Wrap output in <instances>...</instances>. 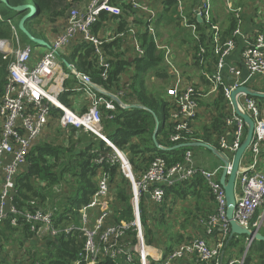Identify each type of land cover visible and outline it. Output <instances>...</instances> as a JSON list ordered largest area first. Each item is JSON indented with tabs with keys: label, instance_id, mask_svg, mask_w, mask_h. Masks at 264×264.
<instances>
[{
	"label": "built area",
	"instance_id": "2783aa9c",
	"mask_svg": "<svg viewBox=\"0 0 264 264\" xmlns=\"http://www.w3.org/2000/svg\"><path fill=\"white\" fill-rule=\"evenodd\" d=\"M176 1L182 24L191 29L195 39L200 42L197 25L191 23L188 18L185 1ZM164 10V0L78 2L68 12L64 29L48 41L50 46L46 47L43 53H39V45H23L16 26L10 22L14 30L13 38H0V52L5 58H12L7 81L0 94V225L9 219L10 223L17 227L20 220L24 219L29 223L33 236L38 239H45L46 236L56 237L75 230L82 231L86 237L84 246L72 264H97L103 256L119 264H129L134 262L135 255L140 264H188L190 260L195 261L191 264H245L244 259L225 262L224 252L231 225L226 215L225 192L220 183L224 164L214 170L198 168L193 163L190 148L185 153L183 163L168 167L162 157H156L142 175L135 176L128 154L117 148L103 133L102 108L116 110L115 99L111 98L110 94L119 98L121 92L125 91L110 92L94 83L88 74L80 72L72 62L60 57L73 41L76 42L74 45L83 41L92 43L97 64L104 69L102 75L107 78L112 59L104 52V43L120 41L119 54L122 60L131 61L144 57L145 49L140 36L146 33L155 42L157 52H163L166 72L172 77V84L166 89V93L174 107L172 117L179 131L172 135L171 139L177 143L182 139L180 132L190 130V123L201 106L199 100L205 94L195 86L194 81L185 78L176 65L174 50L165 40L160 39L162 31L157 22ZM192 12L197 20L200 18L201 22L211 24L214 31L212 45L218 58L214 72H204V75L213 83L211 92H217L221 88L229 103L230 115L225 119L226 129L220 136L219 150L230 160V170L234 155L247 132L244 119L233 107L231 93L239 86L260 90L257 87L264 81V31H258L253 36L244 35L241 30L242 18L237 14L238 22L232 37L222 42L220 27L213 20L211 0L198 1ZM103 14H106V20H102ZM113 20L117 22V28L111 30L109 25ZM98 24L99 27L95 31L94 27ZM240 37L244 40L241 64H228V59L237 46L236 39ZM205 53L206 47L200 44L199 55ZM201 62L204 63L205 59L202 58ZM68 81L71 82V87H67ZM129 84L130 82H127V90ZM68 91L79 93L81 97L89 100L88 109L78 110L65 104L60 96ZM238 101L240 107L253 118L255 130L252 143L243 156L236 181L234 219L243 227L261 232L264 228V107L256 98L244 93L239 94ZM126 105L128 103L119 104L122 108H126ZM54 108L61 110L56 120L62 131L67 133L70 128L89 131L114 148L113 158L119 161L123 175L132 184L135 215L133 222L105 225L109 216L107 208L110 201L108 173L100 176L98 189L91 201L79 210V226L72 224L62 227V224H57L56 207H41L32 201L30 206L19 208L13 203L18 192L19 173L26 167L32 147L54 118ZM195 174L204 176L216 196L215 213L205 222L206 232L211 235L208 238L195 235L177 244L168 253L147 245L140 219L142 195H148L153 202L161 203L165 187L187 180ZM97 207L99 214L95 218L94 228H89V211ZM131 227L137 228L138 242L129 248L124 238L126 231ZM215 230H219L222 235L213 236ZM247 239L249 247L256 241L254 238ZM149 248L153 249L154 253H150ZM133 251L137 254L133 255Z\"/></svg>",
	"mask_w": 264,
	"mask_h": 264
},
{
	"label": "trees",
	"instance_id": "16d2710c",
	"mask_svg": "<svg viewBox=\"0 0 264 264\" xmlns=\"http://www.w3.org/2000/svg\"><path fill=\"white\" fill-rule=\"evenodd\" d=\"M8 1L11 6L25 3L37 4L38 13L26 21V27L34 36L44 38L38 31L39 24L44 20L55 23L58 18L66 16L73 5L87 0ZM198 1L185 0V7L191 23L197 25V33L201 37L200 42L195 39L193 33L192 40L177 36L178 33L174 36L179 39L180 45L193 42V60L188 63L184 61L185 63L182 64V67H186V79L190 81L191 78H194L196 81L194 73L200 70L203 74L197 78V81H200L204 86L202 88H211L213 83L205 77L204 72L210 74L214 72L218 57L213 51L212 36L214 31L211 24L198 21L192 12ZM164 4L165 10L161 13L157 26L163 29L164 26L172 22L177 27L180 26L182 23L179 20L177 1L164 0ZM24 14L25 12H17L0 1V38H13L14 30L11 24L13 23L21 43L23 45L32 44L18 27V22ZM106 18V14H103L102 20H106ZM237 21V18H231L229 28L221 32L222 42L232 37ZM98 27L99 24L94 27V30L97 31ZM140 38L145 55L131 61L122 60L119 54L120 41L104 43V52L112 59L107 78L102 75L104 69L97 64L95 48L92 43L80 42L73 47L69 54L60 55L66 61L72 62L80 72L88 74L92 81L99 86L112 93L124 90L125 92H121L119 96L123 103L144 107L122 108L115 101L116 110L102 108L103 133L117 148L128 154L137 177L150 167L156 157H162L168 167L176 163H183L185 153L191 147L172 149L177 144L204 141L220 149L219 139L226 129L225 119L230 115L229 103L220 88L214 99L216 113L210 117V120H207L208 123L201 125L200 122L204 119L202 114L205 113V110L200 108L190 123V130L181 131V141L174 143L171 136L179 131L176 129L177 123L173 121L174 107L166 90L150 89L146 84L147 77L150 79L154 77L156 80L166 79L168 73L163 62L164 54L157 52L155 42L146 33H142ZM200 44L206 47L205 54L199 55ZM202 58L205 59L204 63L201 62ZM11 59L5 58L0 52V94L7 81ZM192 67L196 70L187 73ZM127 82H130L129 90L126 89ZM196 84L198 83L196 82ZM67 87H71L70 81H68ZM198 88L203 90L201 87ZM257 88L264 89L262 86ZM74 93L68 91L60 96L61 100L72 108L73 103L69 97ZM203 98L199 100L200 105L203 104ZM256 100L260 103L264 102V98H256ZM60 114L61 110L54 108L52 120H56ZM155 117L159 119L157 141L167 148L165 150L156 147L153 140V133L157 126ZM67 133L64 134L65 138L62 144L44 140L32 147L28 155V163L17 178L18 192L13 203L19 208L30 206L32 201L41 207H56L57 224H62V227L72 224L79 226V210L91 201L98 189L100 176L103 173H108L110 177L109 197L112 200L109 201L111 204L110 213L105 220V225L133 222L135 215L132 205V184L123 175L119 161L113 158L114 148L89 131L70 128ZM216 208V196L208 181L201 174H195L187 180L165 187V195L161 203L153 202L148 195L144 194L140 201V219L145 241L148 245L159 246L164 253H168L177 244L198 235L196 234L197 228L200 227L202 221L208 220L209 215L215 213ZM177 210L179 212L183 210L185 213H182L183 216L177 214L176 223L180 225L181 229L175 231L174 227L170 225L172 223L169 221L168 213ZM94 211L98 213L99 208H95ZM158 227H164L163 238L158 235ZM188 231L190 232L188 233ZM137 233L136 227H131L126 231L124 240L129 248L138 242ZM85 239L86 237L80 230L56 237L46 236L45 239H38L33 236L29 223L24 219L20 220V225L17 227L13 226L9 219H6L0 225V264H72L82 251ZM227 241L226 251L227 248L236 247L240 243L237 236L230 239L228 237ZM8 244L12 246L11 253L9 250L6 251ZM131 253L137 254L134 251ZM97 264L119 263L103 256ZM121 264L126 263L122 262ZM129 264H140V261L135 255L134 262ZM245 264H264V242L254 241L248 251Z\"/></svg>",
	"mask_w": 264,
	"mask_h": 264
},
{
	"label": "rangeland",
	"instance_id": "374dc122",
	"mask_svg": "<svg viewBox=\"0 0 264 264\" xmlns=\"http://www.w3.org/2000/svg\"><path fill=\"white\" fill-rule=\"evenodd\" d=\"M199 1H201V0H199ZM80 2H83V1H80ZM211 5H212V0H211ZM212 13H213V6H212ZM66 17H67V15L64 17L58 18L57 21L54 23L55 25L51 24L47 20H44L41 24H39L40 26L38 28V31L42 33L43 37L47 41H51L52 38L54 36H56L59 32L57 30V26H61V27L65 26ZM179 20H180V23H182L181 19H179ZM49 24H51V26ZM116 28H117V22L115 20H113L112 24L109 25V29L114 30ZM160 30L162 31L160 39H163V40H165V43L170 44V46L172 47V49L174 50V52L176 54V65L181 70V72L184 74V76L186 78V76H187V75H185L186 67H182V64L185 63L184 61H186L188 63V62H191L193 60V57H194V55H193L194 53H193V49H192V43L193 42L191 41L190 43L188 42V43H184L183 45H180L179 39H176V37L174 35H176V33H178L177 36H182V37L186 38L187 40H192L191 29L187 28L183 24H180V26L177 27L174 24V22H172V23H169L168 25L164 26L163 29L160 28ZM75 43L76 42L73 41V43L65 50L64 54L70 53V51H72L73 47L75 46L74 45ZM32 45L36 46L35 43H32ZM39 46H40V47H38L39 53H43L44 51H46V49H47L46 46H42V45H39ZM128 55H131V54H128ZM194 70H196V69L194 67H192V69H189L187 73L192 72ZM194 74L196 77V81L194 78H191V80L194 81L195 84H196V82L198 83V84H196L197 87H202L201 82L197 81V78L201 77L203 72L199 70V71H195ZM149 79H150L149 77L146 78V84H147L148 88H150V89L154 88V90L159 89V88H161V90L167 89V87L172 84V77L170 75L167 76V78H166L167 80L162 78L159 81H156L153 79H151L149 81ZM260 86H262V83ZM202 89H203L205 96L203 98V104H201L200 108L203 107V109L205 110V113L202 114L204 119H202V121L200 123H201V125H204V123L205 124L208 123L207 120H210V117L214 113H216L215 107H214V99L217 95L216 94L217 92L210 94V93H207V91L210 89L209 87L202 88ZM261 105L264 107V102L261 103ZM64 133H66V132L62 131V129H60V127L58 126V120H51V122L46 127L45 131L41 134L40 138L37 140V142L35 144L40 143L44 140L53 141V142H56L58 144H62L63 140L65 138ZM191 151L193 153V157H192L193 163L198 168H203L206 170H214V169L219 168L220 166L223 165V162L221 161V159L218 156H216L211 150H209L207 148L191 147ZM108 199L110 201L112 200L111 197H109ZM110 205L111 204L108 203L107 211L109 213H110V210H109ZM182 213H185V212H183V210L180 212H179V210H177L176 212L172 211V212L168 213V216L170 218L169 221H170V223H172L170 225H171V227H174L175 231H178L181 229L180 225L178 223H176L177 222L176 218H177V214H181V216H183L184 214H182ZM89 214H90V222H89L88 227L94 228V221H95L96 216L99 213H97V211H94V209H91L89 211ZM178 221H180V220L178 219ZM163 229H164V227H160V228L158 227V229H157L159 237L162 236V238H163V235H162ZM189 232L190 231H188V233ZM262 233H264V228L262 229ZM238 238L240 239V243H238V245L236 247H229V248H227L228 249L227 251L225 249V252H224L225 262H227L229 260H242V259H244V262H245L246 257L248 255V251L245 252L246 247L248 245V239H247V237H244V236H238ZM144 240H145V237H144ZM151 247L156 248V249H161V247H159V246H151ZM11 249H12L11 244H8L6 246V251L9 250L11 253ZM10 258H11V256H10Z\"/></svg>",
	"mask_w": 264,
	"mask_h": 264
},
{
	"label": "water",
	"instance_id": "95a60500",
	"mask_svg": "<svg viewBox=\"0 0 264 264\" xmlns=\"http://www.w3.org/2000/svg\"><path fill=\"white\" fill-rule=\"evenodd\" d=\"M0 1L4 2L7 6L11 7L13 10L17 12H22V13L25 12V14L20 18L18 22V27L29 38V40L32 43H35L36 45L46 46V47L50 46L46 39L34 36L26 27V21L38 13L37 4L25 3L22 5L11 6L8 0H0ZM198 21L201 22V19L198 18ZM241 93H244L254 98H264V91H260V90H257V89H254L248 86H239L236 89H234L231 93V100L233 103V107L236 113L241 118L244 119L247 125V132H246V137L243 143L241 144V146L239 147V149L236 151L234 155L230 170H229L230 160L223 153H221L219 149L210 145L207 142L195 141V142H190V143H182V144H177L173 146L172 149H179L183 147H203V148H207L211 150L216 156H218L221 159V161L224 164V168L220 176V183L225 192V198H226V204H227L226 215L231 225V233H230L229 239L234 236H244V237L254 238V240L259 241V242H264V234L262 232L243 227L234 219V210L236 207V181H237L239 170L241 168L243 156L246 153V151L249 149L252 143L253 136H254V130H255V122L253 118L240 107L238 96ZM110 97L115 99V101L118 104L123 103L121 99H119L113 94H110ZM137 106L144 108L143 106L136 105V104H128L125 107L133 108ZM155 119L157 122V126L153 133V140H154L156 147H158L159 149L165 150L167 148L163 147L157 141L159 119L157 117H155ZM249 249L250 247L247 246L245 252L249 251Z\"/></svg>",
	"mask_w": 264,
	"mask_h": 264
},
{
	"label": "crops",
	"instance_id": "0c3cea01",
	"mask_svg": "<svg viewBox=\"0 0 264 264\" xmlns=\"http://www.w3.org/2000/svg\"><path fill=\"white\" fill-rule=\"evenodd\" d=\"M212 6H213V16H214L213 20L220 27L221 32L229 28L231 24V18L235 19L237 14H239L242 18L241 30L244 35L253 36L258 31H264V0H212ZM237 10L239 11L237 12ZM50 23L55 25L53 22H50ZM51 24L49 25L51 26ZM63 29L64 27L57 26V30L59 32H61ZM243 48H244V40L243 38L240 37L237 39V48L235 49L232 56L228 59V64L229 63L233 65L241 64L240 57H241V52ZM132 72H134V70ZM167 76L168 75H166L165 78H167ZM151 79H149V81ZM153 80H156V79L153 77ZM156 81H159V80H156ZM201 86L204 87L203 85ZM262 87L264 88V81L262 83ZM165 90L166 89H164V91ZM212 90H213V86L207 91V93H210ZM213 93H216V92H211L210 94H213ZM69 98H70V101H72L73 103L74 109L87 110L90 105V101L81 97L79 93L75 92ZM205 208H208V206H205ZM211 215H209V217ZM205 222L206 221H202L200 227L197 228L196 234L202 235V237L204 236L208 238L211 234L209 235L206 232L207 225ZM216 235L221 236L222 234L219 230H215L213 233V236H216ZM149 251L150 253H154V250L151 248H149ZM192 262H195V261L190 260L188 261V264H191Z\"/></svg>",
	"mask_w": 264,
	"mask_h": 264
},
{
	"label": "bare ground",
	"instance_id": "6f19581e",
	"mask_svg": "<svg viewBox=\"0 0 264 264\" xmlns=\"http://www.w3.org/2000/svg\"><path fill=\"white\" fill-rule=\"evenodd\" d=\"M148 251H149V249H148Z\"/></svg>",
	"mask_w": 264,
	"mask_h": 264
}]
</instances>
